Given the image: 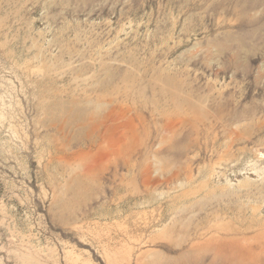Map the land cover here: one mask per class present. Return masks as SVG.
<instances>
[{"label": "rangeland", "instance_id": "374dc122", "mask_svg": "<svg viewBox=\"0 0 264 264\" xmlns=\"http://www.w3.org/2000/svg\"><path fill=\"white\" fill-rule=\"evenodd\" d=\"M0 264H264V0H0Z\"/></svg>", "mask_w": 264, "mask_h": 264}]
</instances>
